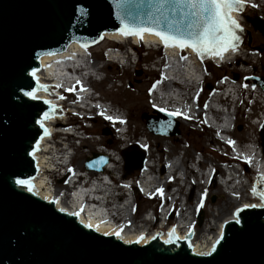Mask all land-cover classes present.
Instances as JSON below:
<instances>
[{"label":"water","instance_id":"obj_1","mask_svg":"<svg viewBox=\"0 0 264 264\" xmlns=\"http://www.w3.org/2000/svg\"><path fill=\"white\" fill-rule=\"evenodd\" d=\"M246 19L264 34L263 19ZM190 22L176 0L163 6L161 0H0V264H264V207L237 211L239 221L226 223L215 250L199 255L174 236L169 245L159 237L141 245L99 234L15 184L37 174L32 152L46 131L39 120L44 112L55 113L47 100L25 95L45 88L52 92L32 75L43 54L63 51L74 40L92 45L104 31L121 32L126 26L168 31L169 25L187 29ZM164 115L145 114L149 130L179 135V122ZM261 135L264 146V125ZM146 159L141 149L124 155L125 176L143 170ZM109 160L93 152L85 167L103 171ZM198 219L202 225V210Z\"/></svg>","mask_w":264,"mask_h":264},{"label":"bare ground","instance_id":"obj_2","mask_svg":"<svg viewBox=\"0 0 264 264\" xmlns=\"http://www.w3.org/2000/svg\"><path fill=\"white\" fill-rule=\"evenodd\" d=\"M253 2L254 0H248ZM233 15L240 21L243 22V17L236 11ZM102 39L95 43L89 50L84 46L80 45L78 41L70 42L68 48L65 51H57L43 54L40 58L41 67L36 69L35 79L41 84L48 87L59 88L56 92H49L46 90H37V99H50L53 104H57V107L62 106L63 98L62 91L69 90L75 82H83L88 85L90 79L100 78L101 72L99 71V62L94 61L89 56V51H98L100 49H107L106 55L108 61H118L124 64L126 67H130L131 63L128 59L129 53L133 55V60L136 59V54L132 48L128 46L127 49H114L107 46V41H114L117 43L139 44L143 42L147 48L156 49L159 44H162L157 36L154 34L145 32L144 38L138 40L137 36H125L120 31H104L102 33ZM107 46V47H106ZM180 49L178 47H166L164 57L165 69H164V82L154 89L152 93V100L155 105L161 108H169L177 112H181L182 116H195L199 112V108L195 103V96L197 95V89L193 91L192 86L196 85L204 75L205 64L202 63L197 54L190 48H187L189 56L186 59L180 58ZM246 59L243 51L236 47L235 50H228L223 53V56H211L210 60L215 62L217 65H226L241 59ZM247 60V59H246ZM242 64V65H241ZM241 71H245L243 61L239 63ZM156 68V65L153 66ZM229 84V83H228ZM237 89V83L230 84L225 90H233L234 93ZM223 94V93H222ZM226 94H223L225 97ZM96 95H93L91 88H84L80 94H77V101L73 105L69 104V112L76 111L77 108H83L84 110L97 108L99 110L107 109L108 112H115L110 105V108L106 106L102 101H94ZM220 93L214 94L213 98L209 102V108L206 114L207 122L214 129L221 128V126L229 129L232 125V119L227 117V114L223 113L226 117H222L223 103L220 101L222 98ZM188 98V100H187ZM103 111V110H102ZM178 113V112H177ZM66 116H56L51 114L48 119L42 117V123L47 128V135L43 134L37 141V150H34L32 155L35 159L37 168V174L32 176L31 179L35 185V189L32 192L34 195L41 197L45 201L53 202L59 209L63 208L69 215L78 212L79 215L75 216L77 220L86 228L92 229L93 231L106 235H114L122 242L139 243L141 245L147 244L159 236L160 241L166 243L169 239L173 240V236L170 237V233L175 230L174 237L177 242H184L189 244L191 248L199 255H208L212 253L219 240L224 234V228L228 221L238 219V210H233L231 213L223 214L221 217L212 219L210 224H204L199 233H192V226L195 223V209L198 205V199L195 200L193 205L188 206L185 213L178 214L177 218H174V223L166 225V210L167 208L161 209V215L158 217L154 216V225L158 226L156 229H150V212L146 215V218H142L141 223L136 224L132 218V211L134 210V203L131 202L133 196L129 192L127 194L122 191L114 190V183H112L107 175V170L111 169L114 171L115 164V152L110 153V163L107 165L104 171H100L93 180L86 184L88 179L87 175L80 184L74 185V177L69 178L68 183L63 187L56 188L52 183L49 174L62 173L66 170L71 156V150H69L68 141H63L62 138L55 140L53 135L56 133H70L75 132V128L64 130L63 125L65 124ZM223 118L220 120V118ZM225 139L229 138L228 134H224ZM224 139V140H225ZM57 143L60 145L58 146ZM238 146V144H237ZM244 153L248 156V160L255 162L254 170L257 171L259 178L264 176V162L261 161L260 149L255 144H244ZM242 150V149H241ZM240 150V151H241ZM150 156L145 165V169L142 171L141 183L143 184L145 192L152 193L154 189L160 186H164V178L172 175L175 171V166H179L181 174L185 175V167H183L178 157L176 165H170L166 167V172H154L151 173L149 168L154 166L151 162ZM197 168V163H195ZM163 168V166H162ZM163 170V169H162ZM88 172V171H87ZM91 173V172H88ZM240 170L237 168L229 169L228 177L224 180V184L229 188L227 181L231 180L236 184L239 181ZM103 175V176H102ZM109 176V175H108ZM29 179V178H28ZM208 180V176L206 177ZM236 187V186H235ZM120 196H117L119 195ZM125 196V197H123ZM127 196V197H126ZM122 197V198H121ZM193 198V197H192ZM258 206H262L263 203H257ZM245 205H251L250 202H239L237 207H244ZM213 215H217L216 212ZM215 217V216H214ZM156 221V222H155ZM91 224L92 227L87 225ZM163 232H160V228H164ZM119 232L117 236L115 233Z\"/></svg>","mask_w":264,"mask_h":264},{"label":"rangeland","instance_id":"obj_3","mask_svg":"<svg viewBox=\"0 0 264 264\" xmlns=\"http://www.w3.org/2000/svg\"><path fill=\"white\" fill-rule=\"evenodd\" d=\"M262 9L259 10L257 8L251 11H259L264 13V8ZM246 26L249 27L247 24ZM106 44L111 45L112 43L107 41ZM139 50H142V48ZM153 53L154 52H150L147 55L148 57H146L145 59L153 60ZM139 54L141 56V52H139ZM258 58V54H253L252 57L249 55L248 58H246L248 63L244 65L245 71H239L236 62L217 66L214 62L210 60L208 65L203 61L206 68L210 71L211 75L208 76L206 80L207 82H205V84L203 85V91L201 95L196 99L198 105L201 106L202 102L206 99V97L215 90L218 84L217 82L222 76H230L233 72H238L243 76L252 73V65L257 64ZM151 68L152 67H150L149 64L144 65L141 64V62L138 63L136 66L134 63H131L130 67L124 66L121 68L117 67L116 65H110L109 69L106 67V65L103 66L102 69L107 72L108 77L103 78V80L100 82L94 83V87L100 92L101 97L103 99L111 103L113 108L120 109L129 118L131 138L129 140L126 139L124 142H122V144H120L121 140L117 139L118 136L113 133L116 130L114 126L115 123L113 121V123H111V120L106 118L108 116H106L102 111L94 108V113L97 112L98 114L93 117L92 127L88 130V132L96 135L87 137L85 140L82 141L80 145L74 143L72 137H69L67 139V141L69 142L68 146L72 149L73 145L75 147V153L73 157H71V162L73 164L72 167L75 168L76 166H78L83 169L86 158L88 156H91L93 152H104L103 147L113 148L116 150L115 152H117L115 153V160L113 159V162L115 164V172L118 176L124 177L125 160L123 154L128 155L129 152L136 150L137 146H141L144 148L143 151H145L147 160L150 156L151 162L154 163V166L149 168L151 173H164L165 170L164 168H162L163 160L162 158H159L160 155L166 152L168 155L178 154V156L181 158V155H183L184 153V158L182 161L184 163V167L186 168V173L189 179H191L189 180L191 188L188 190V193H186V198L189 205H193L195 203V200L198 199V205L194 212L195 223L193 225L194 227L192 226V233H199V231L202 229V226L204 224L209 225L212 219L221 217L223 214L231 213L235 209L239 211L240 209L244 208L240 206L237 207L239 202H250L251 205L249 207H258L257 203H264V200H262L259 195H254L252 192V189L254 187L259 191H264V180L259 178L257 174H254L250 168L246 169L243 167L244 171L242 176L239 178V181L236 182V184L234 182L229 183V188H227L226 185H222L219 181L216 180H211L210 182H207V180L205 179L206 176H203L201 173L202 170L197 173L194 172V170L190 169L189 165L191 164L186 163V161L190 162V158L193 157V153L195 150L201 151L205 160H212L214 165L219 169L222 168L218 166V162L233 158L232 153H225V149L223 146L220 145V148L218 149V146L216 144L220 143L221 141L213 134V129H211V127H208L204 123L202 114L196 115L192 118L191 116H182V114L179 113L177 115H174L175 119L179 121L181 129V134L177 137L156 135L149 131L146 125L147 121L144 115H158V117L161 115L153 107L152 100L149 95L151 83L154 80V73L151 72ZM139 70L141 71V74L137 75V72ZM114 80H120V82H114ZM208 83L213 86L212 90L206 87ZM164 111L161 112L163 113ZM253 111L254 114H257V105L253 107ZM162 117L164 116L162 115ZM78 118V114L74 116L67 115L64 121L75 122L78 121ZM249 120L250 117L246 118L244 116V113L240 109L239 114L236 118L235 129L231 131V135L234 138H237L240 143H244V141H247L248 136L252 138L254 136H258V144L262 152L264 153V148L261 145V127L259 125H254L253 123H250ZM133 134H142L143 136L141 139L136 137L137 140L135 142H132ZM53 138L57 140L61 137H59L58 134H54ZM65 140L66 139H64V141ZM147 140L148 144L146 145ZM57 145L60 146L58 143ZM225 146L228 148L229 144ZM37 148L38 147L36 145V148L34 150H37ZM124 148L126 150L123 153L122 151L124 150ZM206 161L200 163L201 168L207 164ZM208 168L210 169V166ZM208 168H206L205 173L209 171ZM141 173L142 171H134L133 173L127 175L124 178H131L133 181H136V179L141 175ZM49 175L51 177L52 183L55 185L56 188L63 187L64 184H62L60 180L63 179L64 176H62L61 173L56 172ZM164 186L160 187L159 189H163ZM185 189L187 191V185L185 188L182 187L181 190L185 191ZM150 196L151 197H149V195H143L142 193L135 196L134 214L138 219L137 221H140L143 218V214L148 208H153V206L158 201H164L163 197L161 196V192H153V194ZM201 202H203L202 226L198 225V220L196 217L197 213L200 210ZM177 209L178 206L177 204H175V214ZM214 212H216L217 215H213ZM156 215L158 216L157 209ZM169 222L173 223L174 220L170 219ZM151 224L152 222H150V225ZM152 226L154 225H151V227Z\"/></svg>","mask_w":264,"mask_h":264},{"label":"snow or ice","instance_id":"obj_4","mask_svg":"<svg viewBox=\"0 0 264 264\" xmlns=\"http://www.w3.org/2000/svg\"><path fill=\"white\" fill-rule=\"evenodd\" d=\"M166 2L167 0H161V5L163 6ZM246 2L247 0H176V3L184 10V14L191 17V22L188 24L187 29L173 27L172 25H169L168 31L158 30L155 27L131 28L126 26L121 29V32L125 36H138L141 40L144 38V33L148 32L157 36L165 47L191 48L200 57L206 55L222 57L223 53L230 49L235 50L237 47L236 42L240 39L237 30L242 31V27L233 16V13L241 11ZM181 58L186 59V57ZM32 75H36L35 70H33ZM40 87L44 88L45 86L40 85ZM25 95L33 99L38 98L35 90L27 92ZM161 111H164V109H161ZM169 114L177 115L178 113L172 112ZM49 117V113L44 114L45 119ZM106 118L109 120L119 119L111 116ZM41 126H43L42 122ZM45 134H48L47 131ZM229 143L234 144V141H229ZM261 179L264 180V176ZM15 184L28 192H33L35 189L31 178L16 179ZM157 191L162 194V189H157ZM252 192L264 200V191H259L254 187ZM244 207H249V205ZM59 211L63 212L65 210L61 208ZM72 215L78 216L79 213H72ZM87 226L92 227L91 224ZM105 234L108 235L109 233ZM115 235L119 236L120 233L117 232ZM174 235L175 230L173 229L170 237ZM166 243H173V241L169 239Z\"/></svg>","mask_w":264,"mask_h":264},{"label":"flooded vegetation","instance_id":"obj_5","mask_svg":"<svg viewBox=\"0 0 264 264\" xmlns=\"http://www.w3.org/2000/svg\"><path fill=\"white\" fill-rule=\"evenodd\" d=\"M241 12L244 15H249L251 17H255L257 15L264 18V13L259 11L249 12L245 9H242ZM244 25L242 26L241 36L239 39L240 46L250 53L252 50L256 51L259 55L258 62L253 66V72L242 76L238 73L239 79L242 78V80L245 81L247 77H256L259 81L264 82V36L262 33L256 31L249 21L245 20ZM246 24L249 26L247 27ZM247 63L245 60L241 59L238 61H235L237 65L241 62ZM233 74V73H232Z\"/></svg>","mask_w":264,"mask_h":264}]
</instances>
